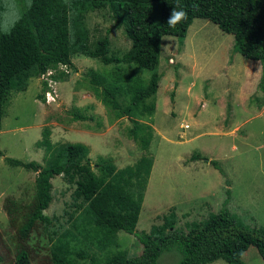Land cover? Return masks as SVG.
Returning a JSON list of instances; mask_svg holds the SVG:
<instances>
[{
  "label": "rangeland",
  "instance_id": "rangeland-1",
  "mask_svg": "<svg viewBox=\"0 0 264 264\" xmlns=\"http://www.w3.org/2000/svg\"><path fill=\"white\" fill-rule=\"evenodd\" d=\"M1 2V30L5 32L29 0ZM83 21L90 45L107 34L111 52L122 55L130 48V39L106 8L88 10ZM233 40L232 33L197 17L192 18L183 45L174 35L162 36L156 68L162 78L155 94L156 109L152 116L138 118L153 128L149 151L154 156L136 225L139 230L161 223L162 214L173 209L178 215L175 226L186 227L187 221L203 220L222 207L245 225L264 226V91L257 86L262 66L258 60L246 59L233 51ZM72 60V65L61 67L70 78L57 81V101L46 103L40 98L46 80L41 75L30 77L25 91L13 92L6 107L0 131V264H15L19 251V226L12 223L6 207L9 200L22 204L32 201L36 177L33 169L11 166L6 157L25 162L35 159L45 165L46 152L37 145L44 127L51 128L55 144L72 141L90 145L92 162L99 155H111L121 168L143 155L127 133L130 120L116 118L97 98L89 72L93 69L107 73L119 67L148 80L150 71L135 65L105 64L80 53H75ZM127 98H121L123 104ZM76 110L92 114L95 119L75 120ZM193 155L204 159H193ZM210 160L218 163L224 175ZM113 178L102 190L109 187ZM52 182L53 200L45 213L54 221L50 226L39 224L32 230L27 241L30 264H54L51 252L59 237L71 238L76 250L93 253L98 263L118 249L127 255L141 253V242L123 229L117 232V243L99 249L94 239L84 235L90 234L93 226H81L86 228L80 232L70 218L71 214L76 218L82 213L73 205L77 185L61 175ZM95 199L90 204H95ZM184 208L189 209L183 211ZM179 255L178 248L166 250L157 264H176ZM71 256L79 264H92L89 257L75 252ZM242 258L246 264H264L254 244L248 246ZM206 264L228 263L217 258Z\"/></svg>",
  "mask_w": 264,
  "mask_h": 264
},
{
  "label": "trees",
  "instance_id": "trees-1",
  "mask_svg": "<svg viewBox=\"0 0 264 264\" xmlns=\"http://www.w3.org/2000/svg\"><path fill=\"white\" fill-rule=\"evenodd\" d=\"M176 3L177 0H29L7 31L1 30L0 21V131L12 93L25 91L33 76L51 73L49 77L56 81L69 79V72L61 67L72 65L75 53L97 58L105 64L135 65L150 71L148 80L131 71L125 73L119 67L107 73L93 69L89 72L97 98L116 118L130 120L127 133L143 151L135 163L118 168L113 157L105 154L92 162L90 145L72 141L55 144L48 126L37 140V145L46 152L45 165L35 159L25 162L6 157L11 166L36 172L34 199L28 204L9 200L6 207L12 223L19 226L15 264H30L31 249L27 241L32 230L39 224H53V218L45 210L53 200L52 179L59 175L77 185L73 205L82 213L76 218L71 214L70 218L80 232L86 228L81 226H93L85 237L94 239L96 246L102 249L117 243V232L123 229L137 237L142 251L138 255H127L118 249L106 254L98 263L93 253L76 250L71 238L59 237L51 252L54 264H79L71 256L73 252L89 257L92 264H157L160 255L174 247L180 251L176 264H206L217 258H223L228 264H246L242 254L252 244L264 260V226L245 225L226 207L203 220L187 221L186 227L175 226L173 210L149 230L136 227L154 157L149 151L153 128L138 118L152 116L156 109L155 94L162 78L156 71L162 36L174 35L183 45L193 17L210 20L221 31L233 34V51L260 62L262 69L257 86L264 91V0H179L188 17L171 28L167 19ZM95 8H106L110 18L130 39L131 46L122 55L110 51L107 34L90 45L83 15ZM43 82L45 94L48 81ZM44 94L41 93L40 98L46 100ZM126 95L127 102L123 104L121 98ZM170 99L174 101L173 93ZM73 118L95 119L80 110L74 112ZM0 155H3L1 149ZM192 158L204 159L199 155ZM209 162L224 175L216 161ZM113 176V182L102 190ZM226 193L228 195L229 190ZM94 198L95 204H90Z\"/></svg>",
  "mask_w": 264,
  "mask_h": 264
},
{
  "label": "clouds",
  "instance_id": "clouds-1",
  "mask_svg": "<svg viewBox=\"0 0 264 264\" xmlns=\"http://www.w3.org/2000/svg\"><path fill=\"white\" fill-rule=\"evenodd\" d=\"M187 17H188L187 11L180 7L179 0H177L176 7L172 9V11L168 16L167 24L169 27L175 28L177 24L186 20Z\"/></svg>",
  "mask_w": 264,
  "mask_h": 264
},
{
  "label": "built area",
  "instance_id": "built-area-1",
  "mask_svg": "<svg viewBox=\"0 0 264 264\" xmlns=\"http://www.w3.org/2000/svg\"><path fill=\"white\" fill-rule=\"evenodd\" d=\"M51 73H48L47 75H44L46 77V80L48 81V90L45 92L46 96V103H52L57 101L58 93H57V81L49 77Z\"/></svg>",
  "mask_w": 264,
  "mask_h": 264
},
{
  "label": "crops",
  "instance_id": "crops-1",
  "mask_svg": "<svg viewBox=\"0 0 264 264\" xmlns=\"http://www.w3.org/2000/svg\"><path fill=\"white\" fill-rule=\"evenodd\" d=\"M154 161V160H153ZM153 166V165H152ZM152 170V169H151ZM151 173V172H150ZM150 176V175H149ZM187 209H189V208H184V209H182L183 211H187ZM173 211H176V209H173ZM178 213V212H177ZM165 214V213H164ZM164 214H162V216L164 215ZM167 214V213H166ZM162 216H161V218H162ZM176 216H178V215H176ZM176 219H177V217H176ZM175 219V220H176ZM192 221V220H191Z\"/></svg>",
  "mask_w": 264,
  "mask_h": 264
}]
</instances>
